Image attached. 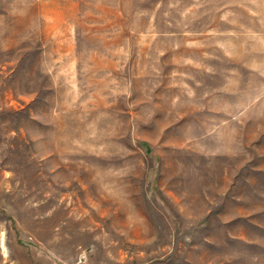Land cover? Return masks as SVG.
<instances>
[{"label":"rangeland","instance_id":"1","mask_svg":"<svg viewBox=\"0 0 264 264\" xmlns=\"http://www.w3.org/2000/svg\"><path fill=\"white\" fill-rule=\"evenodd\" d=\"M0 264H264V0H0Z\"/></svg>","mask_w":264,"mask_h":264}]
</instances>
